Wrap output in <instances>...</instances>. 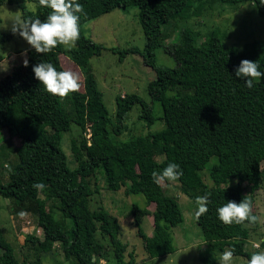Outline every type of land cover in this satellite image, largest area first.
<instances>
[{
  "label": "trees",
  "instance_id": "trees-1",
  "mask_svg": "<svg viewBox=\"0 0 264 264\" xmlns=\"http://www.w3.org/2000/svg\"><path fill=\"white\" fill-rule=\"evenodd\" d=\"M20 1L0 0V8L5 2L17 4L23 10V20L39 18L42 22L51 11L41 7L38 0H31L37 4L36 11L28 10ZM178 1L181 0H77L84 6V14H80V35L75 46L67 49L58 45L46 54L30 47L25 50L28 66L22 68L20 81L10 86V81L0 78V133L7 129L22 138L15 149V160L10 162L7 182L0 179V196L13 199L21 207L14 209L17 214L32 211L27 202H33L38 224L45 232L44 239L32 233L26 235L24 246L33 251V257L20 261L0 222V264H41L43 254L55 252L58 247L72 264H99L100 260H105L104 264H136L134 253L126 259L128 245L120 239L118 218L106 210L97 196L99 167L103 168L110 190L124 187L126 194L146 197V206L135 203L132 211L148 257L174 253L171 230L184 220L183 212L177 198L152 179L154 170L160 172L169 163L180 165L181 178L191 198L209 195L208 211L196 218L210 251L203 254L202 261L216 264L218 255L227 249H234V255L248 260L259 253L248 248L247 243L257 231L260 218L255 224L245 221L227 225L219 220L217 209L229 201L240 203L248 195L252 213L259 217L255 193L264 184V80H254L250 89L246 78L236 76V69L242 60H249L257 62L258 70L264 72V47L257 42L243 48L225 47L216 31L202 40L201 31L184 25L179 42L165 46L176 66L159 65L156 50L169 38L165 24L197 18L211 8L212 2L183 0L179 7ZM224 1L255 2L259 14L264 16L260 0ZM130 6L140 10L146 37L144 61L155 70L156 78L148 85L151 104L135 93L118 96L113 120L91 66V58L101 55L106 47L88 37L83 25L115 8ZM14 35L12 30L0 33V41L5 43ZM135 51L124 50L122 57ZM61 54H67L84 77V91L79 89L64 98L48 93L32 70L41 62L52 63L57 71L67 70ZM2 58L0 54V61ZM157 102L163 115L155 114ZM137 104L142 106L140 118L149 126L161 120L164 127L126 141L113 139V132L120 135L125 131V120ZM73 122L80 128L79 134L71 138L75 168L69 166L62 148L63 135ZM159 156L163 159L159 160ZM214 156L218 161L210 168V177L216 185L209 186L201 171ZM232 178H238L240 183L222 186ZM35 183L45 187L37 191ZM49 201L56 204L49 207ZM151 204L155 205L154 210L149 208ZM92 205L97 208L93 210ZM147 215L154 218L151 235L141 227ZM105 240L111 251L106 250Z\"/></svg>",
  "mask_w": 264,
  "mask_h": 264
},
{
  "label": "rangeland",
  "instance_id": "rangeland-1",
  "mask_svg": "<svg viewBox=\"0 0 264 264\" xmlns=\"http://www.w3.org/2000/svg\"><path fill=\"white\" fill-rule=\"evenodd\" d=\"M20 2L28 10H37V4L31 0ZM182 4L183 0L178 1L179 7ZM139 13L140 10L137 6H130L126 9L118 7L87 21L83 25L85 34L88 37L106 47L101 55L91 58V66L97 78L98 86L104 94V101L110 117L113 120L116 118L118 96L135 93L148 103H152L148 85L156 78V72L144 61L146 37ZM0 15L2 17L0 33L2 34L10 32L13 23L18 19L23 20V10L17 4L10 5L5 2L0 8ZM184 25L201 31L202 40L210 32L216 31L221 36L225 47L243 48L245 44L252 42H257L261 47H264V16L259 14L255 2L246 1L233 4L224 0H212L211 8L201 16L197 18L193 16L183 22L172 20L165 24L164 28L168 32L169 38L163 46L156 50V60L159 65L176 66L174 57L165 50V46L179 42L180 32ZM30 47L31 45L18 34H15L13 38L5 43L0 41V54L3 56L0 61V78L10 81V86L18 83L23 76L22 68L24 67V60L27 59L25 50ZM112 48L117 50L113 51ZM127 49H135L136 51L126 52L122 57V52ZM61 61L67 70L73 71L79 77V89L84 91V77L79 67L67 54H61ZM258 80H264V77ZM154 108L157 116L163 115L162 106L159 102L154 104ZM141 112V104L135 105L125 120V131L120 135L113 132L112 138L117 141H126L134 135H147L164 127L161 120H157L149 126L144 119L140 118ZM79 131V126L73 122L71 129L64 133L62 139V148L68 157L71 168H75L77 165L72 155L71 138L78 135ZM21 141L22 138L14 133L12 134L7 129L0 133V179L3 182L8 180L10 162L15 160V149L21 144ZM158 159L162 160L163 157L159 156ZM217 161L216 156L212 157L207 166L201 171L204 182L209 186L216 185L210 177V168ZM96 178L100 187L97 196L99 195L101 198V204L120 222V239L128 245L126 259L130 258V253H134L136 264H206L201 257L210 251L207 249L202 229L195 217V211L197 210L196 197L191 198L192 196L183 184L181 177L175 182L165 181L162 183L166 188V193L177 198L183 212L184 220L171 230L176 251L155 258L148 257L145 251L144 241L134 223L132 211L135 203L145 207L146 197L142 194H126L124 187L117 191L110 190L102 167L98 168ZM239 183L238 178H232L223 183L222 186H235ZM243 186L246 188L245 183H243ZM245 191L249 193V188ZM53 204H56V201L48 202L49 207ZM27 206L32 211L23 212L24 215L21 216V212L14 213V209L19 210L21 207L15 204L13 199L0 196V222L3 234L13 246L14 253L20 261L31 260L33 257V251L28 246H24L27 234H35L41 239L45 237L44 229L38 224V215L33 211V202H27ZM96 208L97 206L92 205L93 210ZM149 208L154 210L155 205L151 204ZM255 210L259 215L260 225L257 231L252 234L247 247L264 252V184L255 193ZM59 215L56 214L58 218ZM60 218H62L61 215ZM67 222L69 226L72 225L70 219H67ZM141 227L145 234H152L154 230L153 216H145L141 221ZM103 243L107 251L112 250L106 240ZM103 261L106 263L105 260ZM41 264H72V262L66 258L62 249L58 247L55 252L43 254ZM110 264H113V261ZM216 264H218V261H216ZM231 264H248V258L233 255Z\"/></svg>",
  "mask_w": 264,
  "mask_h": 264
},
{
  "label": "clouds",
  "instance_id": "clouds-1",
  "mask_svg": "<svg viewBox=\"0 0 264 264\" xmlns=\"http://www.w3.org/2000/svg\"><path fill=\"white\" fill-rule=\"evenodd\" d=\"M41 7L51 9L43 22L41 19H18L13 23L12 32L24 38L37 53L46 54L51 52L58 45L71 48L75 46L79 39V19L80 14H84V6L77 0H38ZM264 4V0H260ZM24 66H28V60H24ZM259 69L257 62L242 60L236 69V76L246 78L245 84L248 88L254 86V80L264 77V72ZM35 78L41 82L44 89L60 98L66 97L71 92H76L80 88L79 77L70 70L57 71L56 67L50 62H41L33 66ZM183 176L180 165L169 163L162 171L152 172L154 183L160 185L165 181L175 182ZM33 187L37 191L42 190L43 183H35ZM210 203L209 195L196 197L195 204L197 210L195 217L200 216L208 211L207 205ZM218 218L224 224L232 223L241 224L245 221L255 224L259 217L252 213V200L247 195L240 203L229 201L217 209ZM24 215L23 212L20 213ZM234 255L233 250L223 251L219 258L218 264H231ZM95 262V257H93ZM99 264H104L100 260ZM248 264H264V252L254 253L248 260Z\"/></svg>",
  "mask_w": 264,
  "mask_h": 264
},
{
  "label": "crops",
  "instance_id": "crops-1",
  "mask_svg": "<svg viewBox=\"0 0 264 264\" xmlns=\"http://www.w3.org/2000/svg\"><path fill=\"white\" fill-rule=\"evenodd\" d=\"M151 235V234H150Z\"/></svg>",
  "mask_w": 264,
  "mask_h": 264
}]
</instances>
